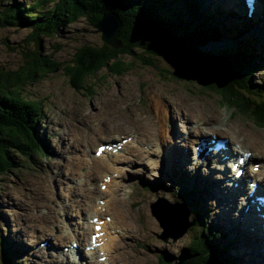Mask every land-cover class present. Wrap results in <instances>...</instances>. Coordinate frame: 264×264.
<instances>
[{"label": "rangeland", "instance_id": "1", "mask_svg": "<svg viewBox=\"0 0 264 264\" xmlns=\"http://www.w3.org/2000/svg\"><path fill=\"white\" fill-rule=\"evenodd\" d=\"M18 1L26 3L30 0ZM199 1L201 15L214 13L204 7L203 0ZM166 5L180 13L184 7L183 0H166ZM163 8L162 11H167L166 7ZM193 18L186 17L187 22L198 21V18ZM215 21L221 31L227 34L226 37L233 31L239 32L237 28L221 26L217 16ZM217 32V40H220L218 29ZM245 34L237 35L244 38L237 45L233 46L229 42L216 47V41H212L205 45L204 49L216 53L228 47L243 46L242 50H251V55L260 60L264 59V52L260 51V47ZM29 35L30 30L25 28H0L1 68L9 71L21 65L19 53L21 47L31 49L34 46L33 41L28 40ZM99 36L100 34L95 33L87 21L79 19L63 28L59 34L43 37L40 47L46 55L54 52L52 57L65 65L69 64L75 49L79 46L83 44L98 46ZM7 45L15 47L16 51L9 50ZM252 48H255L257 54ZM122 59L131 63L132 69L118 77L107 73L106 69H101L95 77L88 78L80 90L70 86L61 69L20 90L23 98L36 101L42 107L37 124L38 131L44 139L42 142L47 156L38 157L35 153L33 166L14 156L16 157L14 165L8 169V173L0 175V264H3L1 263L3 248L7 246L14 250L12 240L18 241L19 238L23 246L20 253H15L19 254L18 257L13 254L15 264H161L158 259L160 252L177 257L187 244L188 232L183 238L180 237L174 243L168 244L157 238L161 232L159 229L153 236L147 238V241L153 242L149 243L153 247L144 248L140 235L141 224H144L145 220L151 223L152 229L148 234L158 228L149 218L151 214L146 211L147 205L144 214L136 212L140 205L138 201L147 194L151 197V202L158 197L170 202L173 194L178 197V187L181 186H184L186 191L194 189L200 198L207 191L202 190L197 182L191 183L187 176L186 179L177 177L176 171L167 175V172L176 165L175 155L174 158L169 156L167 161L164 159L162 162L157 155H149V160L145 161L147 144L153 143L155 137L147 138L148 143L145 144L140 126L145 122L143 118L155 122L168 133L174 130L179 137H173L171 141L175 142L177 147L181 146L180 137L184 136L187 141L196 138L193 135L188 136L186 130L189 125L197 126L203 122L202 116H207L209 126H199L201 134L197 137L213 135L235 143L243 138L241 135L247 133L264 135V127H257L249 115L224 109L211 91L205 92L201 88L203 91L201 95L195 92L192 96V89L188 93L185 88L186 83L173 80L170 74L172 70L168 69L162 77L155 69L140 66L129 55H123ZM160 66L166 68L162 62ZM263 72V70L256 72L252 76L253 84L261 81ZM161 110L167 112L164 119ZM80 138L84 139L83 142L77 143ZM122 140H126L125 146ZM114 141L123 146L116 155H109L113 152H109L107 146L102 157H95L96 146L112 145ZM171 141L169 140V144ZM245 141L254 145L251 139L245 138ZM189 155L194 159L191 147ZM112 156L117 159H113ZM150 161H155L156 165L153 167ZM100 167L101 171H96L98 174L93 175L95 168ZM105 179H108V183ZM261 183L264 188L263 182ZM101 186L104 189H101ZM200 209L201 207L195 208L198 216L204 218L207 229L210 227L214 234L217 233L210 240L220 247L227 245L230 255L231 246L226 241L227 234L215 222L214 216L217 212L204 217ZM188 210L194 212L193 208L188 207ZM95 213L104 214L110 219L107 223L110 232L103 223L101 224L103 229L98 231V243L103 238L104 244L97 252V256L94 250H91V254L86 251L88 236L92 233L86 223ZM134 214H138L139 221ZM151 218L156 221L153 216ZM45 219L46 222H43ZM40 226H44V229H40ZM145 229L147 230V225ZM64 233L72 236L66 237ZM96 233L97 231L94 232ZM77 234L78 241H81L83 246L74 238ZM156 242L158 245L155 247ZM161 243L165 246L160 247L163 246ZM72 245L75 246V250L86 256L85 261L74 258L70 250ZM64 248L68 251L63 250ZM177 251V254L173 253ZM248 253L245 254V260ZM93 258L104 262H97Z\"/></svg>", "mask_w": 264, "mask_h": 264}, {"label": "trees", "instance_id": "2", "mask_svg": "<svg viewBox=\"0 0 264 264\" xmlns=\"http://www.w3.org/2000/svg\"><path fill=\"white\" fill-rule=\"evenodd\" d=\"M163 7H166L164 0H30L26 3L0 0V28L28 29V40L34 44L31 49L21 47L22 63L17 69L7 71L0 67V175L8 173V169L14 165V156L32 166L35 165V153L38 157L47 156L37 124L42 107L38 102L21 96L20 90L26 85H33L59 69L63 70L75 90L82 89L85 81L95 77L101 69H106L111 75H121L133 66L120 56L128 55L131 46L138 44L132 43L138 38L136 31L145 33L147 37L148 33L150 37L154 34L160 48L176 43L188 51L192 49L195 56L194 50L202 48L217 35L212 17L204 15L201 19L193 2L185 4L181 13L170 8L162 11ZM108 10H114L122 24L119 38L123 47L120 50L106 45L99 49L91 45L83 46L65 65L52 57L54 52L46 55L41 50L43 37L59 34L80 18L93 25ZM186 17H196L199 22H187ZM148 45L146 42L142 48L148 50ZM7 48L16 51L15 47L7 45ZM146 55L145 59L153 54ZM145 59L143 61L146 63ZM202 60L230 81L225 88L228 95L224 93V98L238 113L249 115L257 127H264V72L260 84L251 81L256 72L264 71V59L249 55L245 50L228 49L217 53L201 52ZM180 191L183 195L190 194L182 188ZM201 223L203 225L200 224L199 231H193L183 249L189 257L188 264H230L224 257L225 251L216 246L212 247L217 248L215 250L208 248L204 241V222L201 220ZM215 235L211 234L210 237ZM13 254V250L5 246L1 263L15 264L14 256L18 255ZM160 258L163 259L162 264H169L166 255L161 254Z\"/></svg>", "mask_w": 264, "mask_h": 264}, {"label": "bare ground", "instance_id": "3", "mask_svg": "<svg viewBox=\"0 0 264 264\" xmlns=\"http://www.w3.org/2000/svg\"><path fill=\"white\" fill-rule=\"evenodd\" d=\"M233 1L234 0H203L204 7L208 8L212 12H214L213 14H209V15H206V13H205L204 14L205 16H211L214 20H215V16H217L221 26H226V27L232 28V29H236V28L239 29V32L233 31L232 34L231 33L229 34V37L228 36L226 37L227 34L222 32L221 28L218 27L219 26L218 23H216L217 29H218V31H220V38H221L220 40H217L215 42L216 47L219 45H223L225 43H229V42L233 46L237 45L240 43L241 40H244L243 37L240 36L241 38H239V37H237V35H240V33L242 35L246 33L245 35H247L248 38L253 40L254 44H257L260 47V49H261L260 51L264 52V50H263L264 49V23L253 24L252 22H254L255 19L254 18L252 20L247 19L241 8H240V11H238L239 7H238V5L235 4V3H237V0H235V2H233ZM197 5L199 6V14L201 16V3H199V4L197 3ZM257 8H258V6H257ZM241 30H243L244 33H243V31L241 32ZM241 47H243V46H241ZM235 48H239V47H237V46L233 47V49H235ZM235 50H237V49H235ZM218 51H220V50H218ZM253 51L255 53L257 52L255 50V48L253 49ZM258 72H261V71H258ZM261 76H263L262 73H261ZM257 83L260 84V82H257ZM161 112L163 114V119L166 118L167 112H164L162 110H161ZM143 119H145V122L140 126H141V136H142L145 144L148 143L147 138H151L153 136L155 137V140L153 143L147 144L148 150H146L145 161L149 160L148 159L149 155H155V156L157 155L160 162L164 161V159H165V161H167L169 159V156H172V158H174V155H175L177 158V160H175L176 165H174L173 168L169 172H167V175H169V173H171L172 171H176L177 177L185 178V176H187L190 179L191 183L195 184L197 182L200 185V187L202 188V190L207 191V192L202 194L201 198L199 196H198L199 198L196 197V203H198V206L201 207L202 215L204 217L211 215L213 212H217V215L215 213V216H214L215 222L217 225L220 226V229H222L227 234L226 241L231 246L230 255H229V247L227 245H222V247L218 246L217 243H216L217 245H214L213 240H210V239L205 237L204 241L207 244L208 248L213 249V250L220 248L223 251H227V254L224 253V257L227 260H229L230 262L233 261L230 264H264V233L260 232L257 229H254L252 224H250L245 218H243V216H241L240 218L235 216V215H237V212L239 210V206L243 203V197H241V196L235 197V193H234V197H230V198L227 197L226 192L231 188V186L226 183L225 178H228L229 174L224 177L223 173H222L223 167L214 166V165L212 166V164L211 165L207 164L204 168L200 169L199 168L200 167L199 159H197L193 162L190 159L189 148L190 147L193 148V151L195 152V144H197V140L201 138V136L197 137V135L201 134V132L199 131V126H201V125L202 126H205V125L209 126L208 125L209 121H207L208 120L207 116H204V117L202 116V121L203 120L204 121L201 122L200 124H198L197 126L189 125V127L186 130L187 135L188 136L193 135V136H196V138L193 140L187 141L184 139L185 138L184 136L180 137L179 140H182V142L180 143V145L182 147L181 146L177 147L175 142L171 141L173 137H179V135L177 133H175L174 130L169 131L170 133H168L166 130H164V128L157 125L155 122L147 120L146 118H143ZM189 120H190V118L188 117L187 122H189ZM211 129H213V128H211ZM237 131H238V129H237ZM251 133H253L254 135L247 133L245 135H241L243 138H241L238 141H235V143L233 141H232V143L230 142L231 146L233 147L232 151L236 152L240 156H242V155L248 156V153H249L250 159H264V135L256 136L255 132H251ZM73 138L75 139L74 136H73ZM142 138L140 140H142ZM245 138L253 140L254 145H252L250 142L248 143L247 141H245ZM80 139H82V138H80ZM80 139L79 140L76 139L78 141L77 143L83 142L84 139H82V140H80ZM152 139H154V138H152ZM234 139L237 140L236 138H234ZM85 140H86V138H85ZM169 140L172 143V144L170 143L171 145L169 144ZM73 141L76 142L75 140H73ZM73 141H72V143H73ZM115 146H117V142L115 143ZM108 151L113 152L114 149L109 147ZM112 157H113V159H117L114 156H112ZM248 161L249 160L246 159V162H248ZM150 163L153 167L156 165L155 161H150ZM75 164H76V162H75ZM75 164H74V166H75ZM80 164H81V160L79 162V165ZM68 166H67V168H68ZM191 166H192V168H191ZM251 167H253V165L250 166V168H246L243 175L246 176V175H248V173L252 174L253 176L251 177V179H252L251 182L257 183V184H259V186H262L261 182H263V184H264V180H262V178H264V177H261V178H259V177L264 176V170L259 169L256 172H254L253 168H251ZM157 169H158V166H157ZM228 170H229V168H228ZM96 171H101V167H100V169L95 168V172L93 173V175H95ZM74 173L75 172H73V174ZM180 173H182V174H180ZM97 174L98 173H96V175ZM177 186H178V184H177ZM177 186L174 189L175 191L177 189ZM247 190H249V189L247 188ZM177 195L179 197H181L180 194H177ZM257 195H262V194H257ZM172 200L173 201L175 200L174 195L170 199V201H172ZM151 201H152V199L149 195L145 194L144 196H142L138 201V202H140V205L139 206L137 205L138 207H137L136 212L140 213V214H144L143 211H145V205H147L146 211H148V213L150 214L149 204H151ZM202 201H203V203H201ZM141 202L143 204H141ZM219 211H221V212H219ZM196 213L199 214L197 211H196ZM97 215L98 214L95 213L93 217H96ZM134 215L136 216V219L138 220V214H134ZM149 218L155 224H157L156 227L158 228V230L148 234L149 231L152 229L151 223L149 221L145 220V223L141 224L140 235L143 238L142 246L146 249L153 247V245H149V243H153V242L147 241L148 236H153L160 229L158 227V225H159L158 222L154 221L151 218V216H149ZM43 219L44 218H42V220ZM43 222H46V219ZM37 223H35V224H37ZM30 225H34V223H32V224L30 223ZM146 225H147V230L145 229ZM44 226H40V229L41 228L44 229ZM233 226H238L241 229H239V228L235 229ZM226 227H227V229H226ZM78 234L76 236H74V238L77 241H78ZM96 234H98V231ZM41 235H43V233H41ZM63 235H65L67 237L71 234H65L64 233ZM145 235H147V236L144 237ZM159 235H157L158 239H159ZM181 237L183 238V236H181ZM33 239L36 240L35 238H33ZM98 239H99V237L95 240V244L98 243ZM12 241L14 243L12 245L13 249H14L13 252L14 253H16V252L20 253L21 247L23 246V242H20L21 241L20 238L18 239V241L14 240V239ZM78 243H80L81 246H83L81 241H78ZM157 243L158 242L155 243V247L158 245ZM164 243L170 244V243H174V242H172V239H168V241L164 242ZM164 246L165 245L160 246V247H164ZM213 246H216L217 248H212ZM93 247H95V246L93 245ZM173 247L176 248V245H174ZM35 250H37V249H35ZM104 252H105V249H104ZM143 252H145V251H143ZM145 253H147V252H145ZM173 253L177 254L178 251L173 252ZM246 253H248V255H246V260H245L244 257H245ZM17 255H19V254H17ZM149 258H150V256H149Z\"/></svg>", "mask_w": 264, "mask_h": 264}, {"label": "water", "instance_id": "4", "mask_svg": "<svg viewBox=\"0 0 264 264\" xmlns=\"http://www.w3.org/2000/svg\"><path fill=\"white\" fill-rule=\"evenodd\" d=\"M92 27L94 28L95 33L100 34V44L98 46H91L98 47L99 49L106 45L113 50H120L123 47L121 39L119 38L122 24L119 20V15L114 10H108L102 14L100 19L94 23ZM136 33L139 34L137 36L138 38L134 41L132 40V43L137 42L138 44L131 46L128 54L132 60L138 62L142 67L155 69V71L159 73V76L162 77L165 76L168 69L172 70V73L170 74L172 75L173 80L186 83L187 85L185 88L188 93H190L192 89V96H194L193 93L195 92H198L201 95L203 92L201 88L205 92L211 91L212 94L217 96L218 104L224 109L237 112L236 108L233 107L223 95L224 93L228 95L225 88L230 81L226 80V77L218 74L215 70L210 68L205 60L201 61V52L204 53L210 50H206L204 47L197 48V50H194L196 54L195 56L193 55L192 49L188 51L176 43H172V45H169L167 48H160L161 45L156 44L155 40L157 37L154 34L150 37V34L148 33L149 37H147L145 33H141L140 31H136ZM51 36L55 35L52 34ZM146 42L149 44L148 50L142 48ZM154 43L157 46H155ZM83 46L90 45L83 44L79 46L75 49L73 54ZM145 51L152 53H147ZM144 53L153 55L145 59L147 55ZM125 55L128 56L127 54ZM122 56H120L121 59ZM143 59H145L146 63ZM161 62L164 63L166 68L160 66ZM132 67L133 66L128 68L126 72L132 69ZM193 87H197V89H193ZM149 212L159 224L161 229L159 239L163 242H167L168 239H172L174 242L186 234V232H188V236H190V234L192 236L193 231L195 232L193 226L194 221H189L190 212L185 203L169 202L164 198H157L156 201L151 202L149 205ZM166 256L167 260H169L168 262L171 264H188L189 257L184 252L177 257Z\"/></svg>", "mask_w": 264, "mask_h": 264}, {"label": "clouds", "instance_id": "5", "mask_svg": "<svg viewBox=\"0 0 264 264\" xmlns=\"http://www.w3.org/2000/svg\"><path fill=\"white\" fill-rule=\"evenodd\" d=\"M165 1V6H166V8L168 9L169 7H167V5H166V0H164ZM191 2H193V4L195 5V6H197V12L199 11V6L197 5V3L199 4L200 3V1L199 0H183V3H184V5L185 4H189V3H191ZM185 8V7H184ZM202 13V12H201ZM201 17L203 18L204 17V14L203 15H201ZM80 19H83V18H80ZM214 20V19H213ZM78 21V20H77ZM197 22H199V21H197ZM74 24V23H73ZM70 25H72V24H70ZM91 25V24H90ZM214 25H215V27H216V21L214 20ZM92 26V25H91ZM217 35L214 37V39L212 40V41H217ZM212 41H210V42H212ZM210 42H208V43H210ZM207 43V44H208ZM206 44V45H207ZM205 46V45H204ZM203 46V47H204ZM225 50H228V48H225V49H222V50H220V51H217V52H222V51H225ZM210 52H212V53H215V52H213V51H210ZM216 52V53H217ZM202 138H206L207 140H209V141H212V140H214L213 138H217V139H222V140H227V139H223V138H219V137H215V136H213V135H210V136H208V137H202L201 136V138L200 139H202ZM200 139H198L197 140V144H195V152H194V159L192 158H190L191 160H192V162L193 161H195V160H197V159H199V161H200V159H201V161H200V169L201 168H204L207 164H210L211 165V163H215L216 165H214V166H221V167H223V170H222V173H223V176L225 177V176H227L228 175V173H229V176L231 175V173L230 172H228V169H226V167L224 166V164L226 163V162H221V161H217L216 159H214V157H212V156H210V157H206V156H208V155H204L203 153H201L199 156H196L195 155V153H196V146H198V142H199V140ZM125 141L126 140H122L121 142L123 143V145L125 146ZM228 141V144H227V150H228V153L230 154V155H232V157L235 155V153L236 152H233L232 151V146H231V144H230V142H229V139L227 140ZM115 143H116V141H114V143L112 144V145H99V146H96V150H94V155H95V157H97V158H99V157H102V155H103V151H105L106 152V147L107 146H109L110 148H112L113 146H115ZM119 143V142H118ZM118 143H117V147L119 146L118 145ZM122 147L123 146H119V148L117 149V150H115V152H113V153H111V154H109V155H116L121 149H122ZM208 150H211V149H209V148H207ZM213 149H215V148H213ZM106 156V155H105ZM204 156V157H203ZM175 159H176V156H175ZM247 159L249 160V161H251L255 166H258V165H260V164H263L264 163V159H250V154H249V156L247 157ZM226 165V164H225ZM213 166V165H212ZM191 168H192V166H191ZM245 177H247V176H245ZM260 177H263V176H260ZM229 177L228 178H225V181H226V183L229 185ZM263 186V185H262ZM180 188H182V189H184V186H181V187H178V193L177 194H180L181 195V197H177V196H175L174 194V196H175V200L173 201H170V202H180V203H185L186 205H187V207H190L191 209L193 208V211L194 212H190V216H189V221H194V229L195 230H198L199 231V228H200V224H202L201 223V220L204 222V218H202V217H200V216H198V214L196 213V210H195V208H200L199 206H198V203H196V197L197 198H199L196 194V191H194V190H191V189H187V191L186 192H188V193H190L189 194V196L188 195H183L182 194V192L180 191ZM231 188H233V187H231ZM230 188V190H232ZM257 192L259 193V192H262V191H264L262 188H260L258 185H257ZM229 191V190H228ZM228 191L226 192V195L228 194V197H231V195L228 193ZM236 192V190L235 191H233V195H234V193ZM173 195H172V197H173ZM171 197V198H172ZM158 198H161V197H158ZM179 198H180V200H179ZM157 199V198H156ZM156 199H155V201H156ZM199 200V199H198ZM154 202V201H153ZM201 211V210H200ZM261 214H263V213H261ZM201 215V214H200ZM251 216H253L252 214H251ZM102 217H104V214L102 215ZM254 217H257L256 215H254L253 216V218ZM257 218H259V217H257ZM198 223H199V226H198ZM252 223V222H251ZM203 225V224H202ZM230 225V224H229ZM252 225H253V227H254V229H257V230H259L260 232H262V233H264V230H261V228L256 224V223H252ZM193 226H192V228H193ZM235 229L236 228H239L238 226H233ZM226 229H227V227H226ZM239 229H241V228H239ZM207 230H209V231H207ZM203 232H204V234L207 236H205L206 238H208V239H211L212 238V236L213 235H217V233H213V231H212V229L209 227V229H207V224L204 222V226H203ZM206 232H207V234H206ZM212 234V236L210 237V235ZM215 235V236H216ZM214 236V237H215ZM190 237H192V236H188V240H189V238ZM213 237V238H214ZM187 243H188V241H187ZM186 246V245H185ZM184 246V247H185ZM184 247H183V249H184ZM183 249H182V252H183ZM225 254H227V251H225L224 252ZM161 254H164V255H167V254H165V253H163V252H160L159 254H158V259H159V256L161 255ZM93 255H95V254H93ZM85 255L81 252V254H79V258H77L76 256H75V258H77V259H79V260H81V261H85L86 260V258L84 257ZM96 256H97V254H96ZM166 258H167V256H166ZM93 259H96V258H93ZM97 260V262H99L98 261V259H96ZM160 260V262H161V264H162V262H163V259L162 258H160L159 259ZM164 264V263H163ZM169 264H171L170 262H169Z\"/></svg>", "mask_w": 264, "mask_h": 264}]
</instances>
